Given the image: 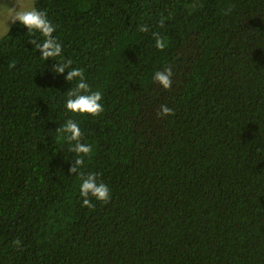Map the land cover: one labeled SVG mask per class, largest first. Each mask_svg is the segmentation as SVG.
Returning a JSON list of instances; mask_svg holds the SVG:
<instances>
[{"label": "trees", "instance_id": "1", "mask_svg": "<svg viewBox=\"0 0 264 264\" xmlns=\"http://www.w3.org/2000/svg\"><path fill=\"white\" fill-rule=\"evenodd\" d=\"M35 8L104 111L66 109L78 80L52 72L39 33L17 21L0 39V264H264V0ZM69 119L92 147L80 171L110 191L94 208L56 132Z\"/></svg>", "mask_w": 264, "mask_h": 264}, {"label": "clouds", "instance_id": "2", "mask_svg": "<svg viewBox=\"0 0 264 264\" xmlns=\"http://www.w3.org/2000/svg\"><path fill=\"white\" fill-rule=\"evenodd\" d=\"M12 24L17 21L27 28L29 33H39L42 37V42L33 39L30 43L35 45V48L40 52V56L44 60H53L55 64L52 66V72L56 74H64L67 82L76 81L78 83L74 88L67 92L68 99L66 101V109L74 114L98 116L104 109L101 104L102 95L100 91H92L89 84L85 80L84 72L82 69L73 68L72 60H57V57H62V45L53 36L56 31L55 27L47 18L45 11L37 10L35 7L25 8L18 6V10L14 8L12 15L9 19ZM163 21H161V27ZM141 32L149 31L147 26L140 27ZM155 40V47L158 50H164L166 47L165 38L161 37L159 33H153ZM14 62H10L9 68H14ZM172 68L169 66L163 71H157L154 74V81L158 83L163 89L168 90L172 86ZM174 115V111L167 105H161L158 116L167 117ZM60 138L66 140L73 146L70 151L76 154V159L71 161V166L68 172L71 175L78 174L81 178L79 187L80 196L83 198V205L87 208H94L95 205L91 202L92 199L107 203L110 200V191L108 186L103 182L97 181V176L94 173L85 175L80 171L84 165V158L88 157L92 152V147L89 144L81 142L82 132L77 122L72 119L66 121L63 126L56 129ZM16 245L20 241L14 242Z\"/></svg>", "mask_w": 264, "mask_h": 264}, {"label": "rangeland", "instance_id": "3", "mask_svg": "<svg viewBox=\"0 0 264 264\" xmlns=\"http://www.w3.org/2000/svg\"><path fill=\"white\" fill-rule=\"evenodd\" d=\"M36 0H0V39L7 34L13 25L11 21H9L12 10L16 8L18 10V6L31 8L35 7Z\"/></svg>", "mask_w": 264, "mask_h": 264}]
</instances>
